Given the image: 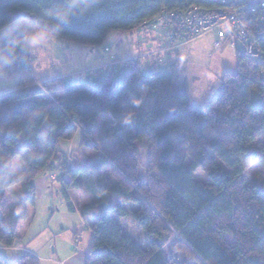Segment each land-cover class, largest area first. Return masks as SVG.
I'll use <instances>...</instances> for the list:
<instances>
[{
    "label": "trees",
    "instance_id": "1",
    "mask_svg": "<svg viewBox=\"0 0 264 264\" xmlns=\"http://www.w3.org/2000/svg\"><path fill=\"white\" fill-rule=\"evenodd\" d=\"M212 5L210 0H0V30L22 17L45 37L102 45L111 32L144 28L162 11ZM86 7L85 15H76ZM66 17L72 21L61 27ZM5 48L21 78L0 93L1 247L17 244L19 224L36 204L39 175L58 173L67 208L74 212L67 192L83 189L81 176L93 171L98 192L119 201L94 194L95 204L79 210L92 231L85 264H187L177 253L195 264H264V186L250 185L245 175L252 164L264 167V62L237 53V72L223 74L202 108L190 103L186 77L169 69L146 73L140 58L97 73L95 85L59 77L37 86L23 79L33 71L25 41ZM105 114L114 123L98 127ZM77 132L81 147L96 154L81 168L59 150L60 141L70 143ZM141 146L148 151L144 175ZM15 158L23 167L19 174L8 169ZM198 170L208 183L194 179ZM17 185L21 188L13 192ZM125 219L144 232L145 247L125 233ZM169 240L174 241L170 257L164 250ZM0 264L12 263L0 257ZM13 264L40 262L24 253Z\"/></svg>",
    "mask_w": 264,
    "mask_h": 264
},
{
    "label": "rangeland",
    "instance_id": "2",
    "mask_svg": "<svg viewBox=\"0 0 264 264\" xmlns=\"http://www.w3.org/2000/svg\"><path fill=\"white\" fill-rule=\"evenodd\" d=\"M151 30L152 31L144 27L132 32H111L102 45L81 44L59 37H45L42 33L35 32L33 40L36 41V46L30 49L33 58V71L31 75L23 74V79L27 84H31L35 81L36 83L34 82V84L37 86L42 82H38L39 80H45V77L50 75H63L61 78L67 81L74 79L80 80L84 77L86 72L93 73L87 70L93 63V56L96 52L98 53L101 51V54L102 52L104 53L106 47L110 49L109 55L116 58L118 57L119 60H126L133 56H135V58L132 59H137L143 50L146 53L151 49L147 47L142 48L140 45L143 46L145 42L149 44L155 43V40L159 38V33L161 35L162 32L156 26L151 28ZM32 31H35L34 28L27 19L22 17H16L14 23L0 30V91L13 87L21 78L5 45H7V47H12L18 40L25 41L26 34ZM212 40L213 36L209 35L197 40L194 45H199L205 50L206 54H208L211 52L210 42ZM206 54L196 55L192 53L190 54V59L186 60L192 64L189 67L190 70L186 74L190 89L189 101L192 105L202 108L205 107L211 99L209 95H213L217 90L218 81L221 79L222 75L225 72L233 74L237 72V51L235 49L226 48L222 54L215 55V57L210 60V63L209 60H207ZM105 55L107 60L102 64L104 68L109 63V56L107 54ZM142 61L143 59L141 62ZM223 65L224 67L221 73H216L215 67L221 68ZM97 68L94 69L96 70ZM94 69H91V71ZM85 70L87 71L85 72ZM144 72L146 71L144 70ZM205 94L209 95L204 100L203 97ZM106 123H114L108 114L101 115L98 118L97 126L99 127ZM59 150L64 153H67L66 151L68 150V157H70V162L74 168L83 167L96 156L92 149H82L80 132L76 133L70 143L60 141ZM140 151L141 170L142 175H144L147 166L148 151L147 148L143 146L140 147ZM22 168V164L18 158L13 159L8 164V169L14 174H19ZM245 175L250 185L258 184L264 186V167L262 168L257 164H252L246 169ZM47 179H49V183L53 187H61L57 176H47ZM194 179L204 183L209 182L207 176L200 170L194 174ZM80 181L83 183V192L86 194L88 193L90 196L98 194L105 200H109L113 203L119 201L113 194L98 192L97 173L92 171L87 175H82ZM18 188H21V186L17 185L13 187L12 191L18 192ZM36 188H40V198H37L38 200H36L35 208L31 209L33 213L32 219L26 222L30 227L24 239L25 246L28 249L40 251V255L46 259L40 264H56L48 260V258L55 261L65 260L68 264H85L84 255L89 252L92 242L91 229L85 227L78 213L68 212L64 201L60 197L47 200L46 198L48 195L46 189H44L46 188L45 185L40 183L37 184ZM52 213H54L53 216ZM121 224L125 233L129 234L135 243L141 247L146 246V243H148L146 235L133 221L125 219ZM75 237L80 239V249L77 250V252L74 245ZM173 244L174 241L169 240V242L164 245V250L168 257L173 255ZM5 255H7L6 257L9 258L8 260L10 263L12 262V264L19 260V258L17 259V253L8 251ZM175 255L178 261H184L187 264H195L188 255L183 253H177Z\"/></svg>",
    "mask_w": 264,
    "mask_h": 264
},
{
    "label": "built area",
    "instance_id": "3",
    "mask_svg": "<svg viewBox=\"0 0 264 264\" xmlns=\"http://www.w3.org/2000/svg\"><path fill=\"white\" fill-rule=\"evenodd\" d=\"M211 7L192 6L185 11H162L154 22L147 23L150 30L155 26L162 32L159 37L164 42L154 50L141 54L138 58H165L172 53L186 60L190 59L191 45L197 40L212 35V52L221 53L226 48H232L240 55L253 62H264V0H210ZM104 53L109 56V63L104 67L89 72L104 73L116 65L126 61H118L109 55L106 47ZM171 63L163 62L169 69ZM97 71V72H96ZM264 82V70L260 72ZM65 178V176H64ZM79 239V238H78ZM76 239V252L79 241Z\"/></svg>",
    "mask_w": 264,
    "mask_h": 264
},
{
    "label": "crops",
    "instance_id": "4",
    "mask_svg": "<svg viewBox=\"0 0 264 264\" xmlns=\"http://www.w3.org/2000/svg\"><path fill=\"white\" fill-rule=\"evenodd\" d=\"M163 42H164V39L159 37L157 40H155V43L149 44L148 42H145L143 44V46L140 45V47H142V48H145V47L151 48L149 50V51H151V50H154L155 48H157V46L160 45V44H162ZM212 43H213V40L210 42L211 52L208 53V54H206L205 50L202 47H200L199 45H194L195 44V42H194L191 45V48H190V51H189V56L192 53L193 54L195 53L196 55H199V54H203L204 55V54H206L207 60H209V63H210V60H212V58L215 57V55L222 54L224 52V50H225L224 49L221 53H213L212 52ZM143 53H145L144 50L140 54H143ZM132 58H135V56L129 57L126 60H124V59L119 60V58L117 60L118 61H127V60H132ZM106 60H107V57H106L105 53L102 52V54H101V51L98 52V53L96 52V54L93 56V63H92L91 66L88 67L89 69H87V70H91V69H94V68H97V67H101L102 64H104L106 62ZM163 62H169V63H171L170 64L171 66H170L169 70L172 71L173 73H175L177 75H180V76H183V77H186V74L190 70L189 67H190V65H192L189 62H187L185 58H182L178 54H174V53H172L171 56L166 57V58L163 55H160V57L157 59V61L154 58H149L148 57L145 60H143L141 63H142V66H143V69L144 70H154L156 72H161V71H164L165 70L164 65H163ZM223 67H224V65L221 66V68H219V67L216 66L215 67L216 68V73L218 72V74H220L221 71L223 70ZM215 68H214V70H215ZM217 69H218V71H217ZM87 70H85V72ZM70 74H72V73H70ZM120 75H121V67H118V69L115 72L114 78L117 79V78H119ZM59 77H63V75H53V76L50 75V76L45 77L46 79L45 78L44 79L45 80H47V79L52 80V79L59 78ZM99 78L100 77H99V75L97 73H94V72L93 73H87L86 72L85 75H84V77L81 78L80 80H82L84 82H87L89 84L95 85L97 83V81H99ZM218 83H219L218 84V87H219L220 84H221V79H219ZM12 88L13 87H11L9 89H6V90H2V91H0V93L1 92H4V91H9ZM207 92H208V90H207ZM208 95L209 94H205V96L203 97V99L205 100ZM209 96L212 97V95H209ZM189 97H190V89H189ZM66 152L67 153H64V152H62V153L65 154V155H68L69 154L68 150ZM47 176H57L58 177V173H56V174L43 173L42 175H40V178L38 176L39 179L37 178L35 180V185L37 186V184H40V183L43 184V185H45L46 188H44V189H46L47 195H48L46 199L47 200H49V199L52 200L54 197H60L64 201V203H65V205L67 207V203H66V201L64 199V196H63L62 187H59L58 186L59 187L58 188L57 186L56 187H53L52 185H50L49 179H47ZM18 189H20V188H18ZM36 189H37V192H38V196H37V198H38L39 197V190H40V188H36ZM67 195L69 197L70 203L72 204V206H73V208L75 210L74 212H70L68 210V208H67V210H68L69 213H78L79 214V210H81V209H83V208H85L87 206L93 205L96 202V199H95L94 195H91L90 196L88 193L86 194L85 192H83V189L68 191L67 192ZM8 201L10 203H13L14 202L13 197L12 196L9 197L8 198ZM34 208H35V206H34ZM34 208H32V209H34ZM30 213H31L30 214V218L27 219V220L22 221L19 224L18 231H17L18 240H17V244L15 245V247H12V248H3V247L0 246V257L3 258V259H5L9 263H10V261L8 260L9 258L6 257L7 255H5L6 252H8V251L17 253V256H18L17 259L18 258L20 259L23 256L24 253H30L33 256H35L39 260L40 263H42L44 260H46L44 257H42L40 255V251H38V250L35 251L34 249H28L25 246V244H24V239H25L26 234H27V231H28V229L30 227L29 224L27 225L26 222L29 221L30 219H32V216H33V213L31 212V209H30ZM53 215H54V213H52V216ZM79 216H80V214H79ZM83 224L85 225L84 222H83ZM76 238L77 237H75V239H74V245L75 246H76ZM88 253L84 255V258H85L84 260H86ZM48 260L53 261L56 264H68L65 260L64 261H55V260L49 259V258H48Z\"/></svg>",
    "mask_w": 264,
    "mask_h": 264
},
{
    "label": "clouds",
    "instance_id": "5",
    "mask_svg": "<svg viewBox=\"0 0 264 264\" xmlns=\"http://www.w3.org/2000/svg\"><path fill=\"white\" fill-rule=\"evenodd\" d=\"M87 12H88V8L86 7L84 9H82L80 13H78L76 15L77 16H83ZM71 21H72V17H66V18L61 20L60 26L61 27L66 26V25L70 24ZM35 32H36V30L26 34L25 45L29 49H32V48H34L36 46V41L33 40V36L35 35ZM30 53L31 52H29V55H30ZM125 122H128L127 118H125Z\"/></svg>",
    "mask_w": 264,
    "mask_h": 264
}]
</instances>
